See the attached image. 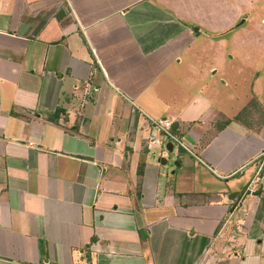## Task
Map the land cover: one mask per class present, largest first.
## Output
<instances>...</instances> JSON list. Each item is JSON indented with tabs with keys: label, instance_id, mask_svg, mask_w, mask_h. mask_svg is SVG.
I'll return each instance as SVG.
<instances>
[{
	"label": "crops",
	"instance_id": "1",
	"mask_svg": "<svg viewBox=\"0 0 264 264\" xmlns=\"http://www.w3.org/2000/svg\"><path fill=\"white\" fill-rule=\"evenodd\" d=\"M204 3L0 0V264H264V100Z\"/></svg>",
	"mask_w": 264,
	"mask_h": 264
},
{
	"label": "rangeland",
	"instance_id": "2",
	"mask_svg": "<svg viewBox=\"0 0 264 264\" xmlns=\"http://www.w3.org/2000/svg\"><path fill=\"white\" fill-rule=\"evenodd\" d=\"M207 1L208 3H204L206 9L214 16L208 17V27L202 29L197 25L194 28L200 30L196 43L208 46L203 52L196 49L194 54L202 53L200 59L207 64H212V58L223 59L227 63L228 58L233 57L234 62L230 69H226V65L221 68V64H218L208 74L215 79H229L230 75L233 77L237 74L233 69H238L239 64L246 60V65L241 66V77L247 81L241 83L235 93L231 94L236 97L247 96L246 110L258 111L259 106L249 99L258 94L264 100V0ZM180 85L186 88L185 85ZM206 87V94L215 93L214 84ZM213 97L215 101H219L216 96Z\"/></svg>",
	"mask_w": 264,
	"mask_h": 264
},
{
	"label": "built area",
	"instance_id": "3",
	"mask_svg": "<svg viewBox=\"0 0 264 264\" xmlns=\"http://www.w3.org/2000/svg\"><path fill=\"white\" fill-rule=\"evenodd\" d=\"M158 127L162 133V135L166 136V137H170L171 138V127H172V121L169 120H163V121H159L158 122ZM177 144L179 146H182L181 141L180 140H176Z\"/></svg>",
	"mask_w": 264,
	"mask_h": 264
},
{
	"label": "water",
	"instance_id": "4",
	"mask_svg": "<svg viewBox=\"0 0 264 264\" xmlns=\"http://www.w3.org/2000/svg\"><path fill=\"white\" fill-rule=\"evenodd\" d=\"M194 31L196 32V28H194ZM176 127H177V125H175L173 128H171V132H174L175 129H176ZM163 137H164V142H165V150H166L168 153H172V151H173V147H172V144H171L169 138L166 137V136H164V135H163ZM159 162H160L161 164H165L166 161H165V159L160 158V159H159ZM175 165H178V164L175 163Z\"/></svg>",
	"mask_w": 264,
	"mask_h": 264
},
{
	"label": "trees",
	"instance_id": "5",
	"mask_svg": "<svg viewBox=\"0 0 264 264\" xmlns=\"http://www.w3.org/2000/svg\"><path fill=\"white\" fill-rule=\"evenodd\" d=\"M177 136L179 137L180 135H179V134H177ZM218 230H219V227H218Z\"/></svg>",
	"mask_w": 264,
	"mask_h": 264
}]
</instances>
